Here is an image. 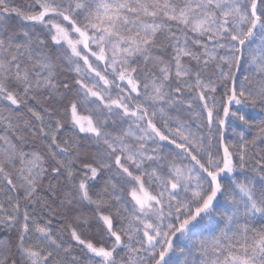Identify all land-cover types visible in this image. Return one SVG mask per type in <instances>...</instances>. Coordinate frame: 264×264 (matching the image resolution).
I'll use <instances>...</instances> for the list:
<instances>
[{
	"label": "snow or ice",
	"instance_id": "obj_1",
	"mask_svg": "<svg viewBox=\"0 0 264 264\" xmlns=\"http://www.w3.org/2000/svg\"><path fill=\"white\" fill-rule=\"evenodd\" d=\"M0 264H264V0H0Z\"/></svg>",
	"mask_w": 264,
	"mask_h": 264
}]
</instances>
